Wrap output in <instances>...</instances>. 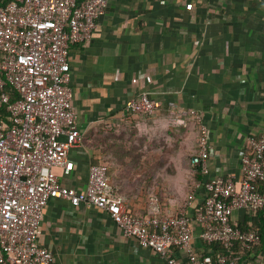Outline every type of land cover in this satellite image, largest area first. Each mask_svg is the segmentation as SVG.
Listing matches in <instances>:
<instances>
[{
	"label": "built area",
	"instance_id": "built-area-1",
	"mask_svg": "<svg viewBox=\"0 0 264 264\" xmlns=\"http://www.w3.org/2000/svg\"><path fill=\"white\" fill-rule=\"evenodd\" d=\"M107 6L108 0H0V264H53L40 241L44 209L53 199L103 211L123 238L165 264H256L244 253L261 243L252 218L264 219V132L248 138L238 175L209 178L215 149L192 111L199 150L191 165L203 179L176 213L152 198L146 215L134 214L102 163L89 166L83 190L59 181L55 169L68 171L69 151L84 137L69 49L91 40ZM162 107L142 92L123 102L122 115L152 116ZM236 210L244 211L242 222L232 221Z\"/></svg>",
	"mask_w": 264,
	"mask_h": 264
},
{
	"label": "crops",
	"instance_id": "crops-1",
	"mask_svg": "<svg viewBox=\"0 0 264 264\" xmlns=\"http://www.w3.org/2000/svg\"><path fill=\"white\" fill-rule=\"evenodd\" d=\"M69 64L84 137L69 151L68 171L55 173L77 190L99 160L87 131L122 115L138 93L163 101L171 119L183 115L184 126L196 121L192 111L201 117L215 149L209 178L238 175L248 138L264 132V0H108L91 40L70 46ZM40 241L53 264H165L103 211L61 199L46 205ZM250 258L264 264V249Z\"/></svg>",
	"mask_w": 264,
	"mask_h": 264
},
{
	"label": "rangeland",
	"instance_id": "rangeland-1",
	"mask_svg": "<svg viewBox=\"0 0 264 264\" xmlns=\"http://www.w3.org/2000/svg\"><path fill=\"white\" fill-rule=\"evenodd\" d=\"M153 117L120 114L105 119L87 131L85 143L97 154L104 153L115 190L127 206L149 208L153 198L162 209L176 213L186 201L192 176L189 157L198 125L194 121L184 126L177 121L185 119L179 114L155 123ZM243 216L244 211L236 210L232 221L242 222Z\"/></svg>",
	"mask_w": 264,
	"mask_h": 264
},
{
	"label": "trees",
	"instance_id": "trees-1",
	"mask_svg": "<svg viewBox=\"0 0 264 264\" xmlns=\"http://www.w3.org/2000/svg\"><path fill=\"white\" fill-rule=\"evenodd\" d=\"M168 111H169V108L166 107V108H164L163 110H160V111L158 112V114H161V115H159V116H157L158 114H156V115H152V116H154V117H153V122H152V123H155V122L158 120V118H160V117L165 118V117L168 115ZM124 116H128V115H123V117H124ZM188 121H189L190 124H191V122L194 123V120L192 121V120L189 119ZM194 126L196 127L195 124H194ZM194 126H193V127H194ZM186 127H187V126H186ZM195 127H194V128H195ZM195 130H196V132H195V134H194V139H192L193 146H192V148H191V150H193V153H191V154H190V157H189V163H190V167H191V168H190V171L192 172V176H191V180H190V183H189V187H188V190H187V193H186V198H187V196H188L189 194H191V193L193 192L194 184L197 183V182H199V181H201V180L203 179V175H202L200 169H199L198 167H194V166L191 165V159L197 155L198 150H199V144H198V140H199V129H198V130L195 129ZM91 149H92L94 152L97 153V151H96L97 149L94 150L93 147H92ZM98 154H99V160H98V161H95V162H93V163H95V164H100V163H102V164H105V165L107 166V173H108V176H109V178H110L111 184L113 185V182H112V180H111L112 175H111L110 172H109V167H108V164H107V162H106V160H105L104 153H103L102 151H101V152L99 151ZM113 187H114V185H113ZM259 187H260V191H261L262 193H264V186L260 185ZM114 189H115V187H114ZM115 191H116V190H115ZM116 193H117L118 195H121V196H122L121 193H119V192H117V191H116ZM150 196H151V195H149L148 198H149ZM147 200H148V199H147ZM185 200H186V199H185ZM127 205H128V204H127ZM128 207H129V206H128ZM129 208L133 211L134 214L139 215V216H144V215H146V214L149 212V209H148L147 207H145V208L142 209V210L139 209V211H134L133 207H129ZM252 226H253V228H255V229L258 231V233H259V235H260V237H261V243H260L259 246L253 248L252 251H246V252L244 253V254H245V257H246V258H249V259H251V258H250L251 254H256V253H258L259 251H261L262 249H264V219L262 218V216H261L260 214H258L256 217H253V218H252Z\"/></svg>",
	"mask_w": 264,
	"mask_h": 264
}]
</instances>
